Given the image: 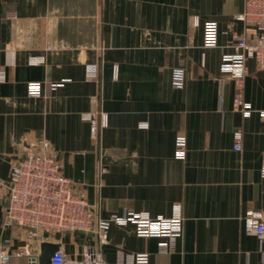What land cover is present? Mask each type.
I'll return each instance as SVG.
<instances>
[{"label": "crops", "instance_id": "0c3cea01", "mask_svg": "<svg viewBox=\"0 0 264 264\" xmlns=\"http://www.w3.org/2000/svg\"><path fill=\"white\" fill-rule=\"evenodd\" d=\"M244 9L245 0H0V179L35 145L61 160L102 218L171 217L182 207L183 233L169 252L160 251L166 237L139 235L129 221L111 223L105 242L96 233L56 236L70 258L82 261L90 246L114 264H135L119 259L137 253L146 264H264L263 244L247 230L252 211L264 215V69L246 62L244 113L222 68L239 37H257ZM31 82L41 83L40 95H30ZM5 200L0 247L16 246L26 233L3 226Z\"/></svg>", "mask_w": 264, "mask_h": 264}, {"label": "built area", "instance_id": "2783aa9c", "mask_svg": "<svg viewBox=\"0 0 264 264\" xmlns=\"http://www.w3.org/2000/svg\"><path fill=\"white\" fill-rule=\"evenodd\" d=\"M240 17L254 26L257 37L250 42L245 37H239L232 45L234 52L226 53L223 57V71L234 78L237 91L235 106L244 113L250 112V106L242 96L246 62L255 59L258 66L264 69V0H245V9ZM206 44L217 45V24L213 21L206 23ZM89 77H96L95 67H89ZM0 71V77H3ZM185 73L177 69L174 82L177 86L184 83ZM41 92L40 82L29 84V93L38 96ZM83 118L92 125V135L99 137V123L94 112L83 114ZM103 124V123H102ZM106 124V123H104ZM103 124V125H104ZM242 132H235V149H241ZM177 153L186 154V139L179 135L177 138ZM264 176V163H263ZM6 200V213L3 219L4 227H19L25 230L24 242L12 246L8 239L0 247V264H13L15 258H25L26 264H41V245L43 242H53L60 234L85 232L96 233L101 242L107 239L110 224L133 222L136 231L143 236L166 237L167 241L160 245L161 252H169L176 239L183 233L184 216L181 205H176L171 217H152L148 212L127 213L123 216L112 214L102 218L89 207L83 189L76 188L72 180L64 173V164L56 156L40 151L33 145L27 154L15 164L9 179H0V198ZM247 230L257 235L264 250V215L252 211L248 218ZM51 257V264H114L102 260L100 250L90 246L84 248L82 261L68 256L63 243ZM119 261L135 264H146L147 254L121 255Z\"/></svg>", "mask_w": 264, "mask_h": 264}, {"label": "water", "instance_id": "95a60500", "mask_svg": "<svg viewBox=\"0 0 264 264\" xmlns=\"http://www.w3.org/2000/svg\"><path fill=\"white\" fill-rule=\"evenodd\" d=\"M58 248L59 243L49 241L43 242L41 245V264H51V257Z\"/></svg>", "mask_w": 264, "mask_h": 264}]
</instances>
